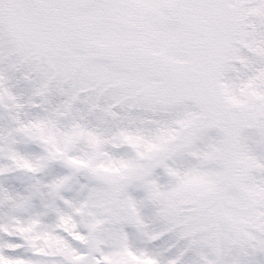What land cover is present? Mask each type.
I'll list each match as a JSON object with an SVG mask.
<instances>
[{"label": "snow or ice", "instance_id": "snow-or-ice-1", "mask_svg": "<svg viewBox=\"0 0 264 264\" xmlns=\"http://www.w3.org/2000/svg\"><path fill=\"white\" fill-rule=\"evenodd\" d=\"M0 264H264V0H0Z\"/></svg>", "mask_w": 264, "mask_h": 264}]
</instances>
